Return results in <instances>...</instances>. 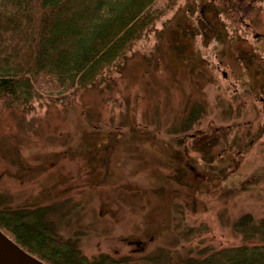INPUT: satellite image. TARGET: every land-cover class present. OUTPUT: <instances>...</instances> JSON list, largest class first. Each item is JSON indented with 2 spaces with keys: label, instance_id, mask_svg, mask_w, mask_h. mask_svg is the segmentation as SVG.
Instances as JSON below:
<instances>
[{
  "label": "rangeland",
  "instance_id": "obj_1",
  "mask_svg": "<svg viewBox=\"0 0 264 264\" xmlns=\"http://www.w3.org/2000/svg\"><path fill=\"white\" fill-rule=\"evenodd\" d=\"M157 6L75 102L0 113V206H45L92 261L185 264L264 219V1L255 27L228 28L210 0ZM112 75L119 98L104 101Z\"/></svg>",
  "mask_w": 264,
  "mask_h": 264
},
{
  "label": "trees",
  "instance_id": "obj_2",
  "mask_svg": "<svg viewBox=\"0 0 264 264\" xmlns=\"http://www.w3.org/2000/svg\"><path fill=\"white\" fill-rule=\"evenodd\" d=\"M159 0H0V113L47 103L65 108L108 66H114L158 18ZM264 0H210L233 28ZM264 38V24H261ZM235 29V28H234ZM264 43V39H263ZM264 50V47L262 48ZM117 78L104 81V101H117ZM45 206H0V228L48 264H119L108 255L90 260L73 240L54 231ZM238 243L211 248L185 264H264V219L240 221ZM190 226V239L208 229ZM259 233V235H257Z\"/></svg>",
  "mask_w": 264,
  "mask_h": 264
},
{
  "label": "water",
  "instance_id": "obj_3",
  "mask_svg": "<svg viewBox=\"0 0 264 264\" xmlns=\"http://www.w3.org/2000/svg\"><path fill=\"white\" fill-rule=\"evenodd\" d=\"M0 264H48L34 256L0 228Z\"/></svg>",
  "mask_w": 264,
  "mask_h": 264
}]
</instances>
